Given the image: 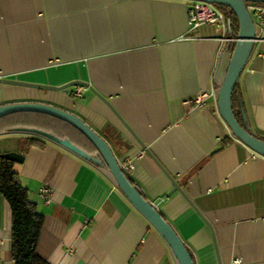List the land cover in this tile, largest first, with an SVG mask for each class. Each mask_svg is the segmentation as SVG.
Instances as JSON below:
<instances>
[{
  "label": "crops",
  "instance_id": "crops-1",
  "mask_svg": "<svg viewBox=\"0 0 264 264\" xmlns=\"http://www.w3.org/2000/svg\"><path fill=\"white\" fill-rule=\"evenodd\" d=\"M189 7L188 0H0V77L82 83L68 92L0 83V106L36 102L78 116L120 165L132 161L130 181L195 264H264V157L233 136L217 107L233 43L217 40L214 26L192 37ZM224 13L227 37H235L234 17ZM204 91L216 98L198 105ZM234 93L264 137V41L255 42ZM37 136L1 134L0 154L23 157L14 171L44 216L38 253L45 260L179 264L106 167L45 138L43 148L30 146ZM172 180L181 192H172ZM44 184L53 190L49 204L39 195ZM0 264H15L12 212L1 194Z\"/></svg>",
  "mask_w": 264,
  "mask_h": 264
},
{
  "label": "water",
  "instance_id": "water-1",
  "mask_svg": "<svg viewBox=\"0 0 264 264\" xmlns=\"http://www.w3.org/2000/svg\"><path fill=\"white\" fill-rule=\"evenodd\" d=\"M188 1H199V0H188ZM217 6L227 7L234 13L238 20V34L237 42L234 45V49L231 54L229 66L225 74L224 79L219 87L217 107L221 119L224 121L226 126L229 128L233 136L243 143L245 146L250 148L252 151L264 157V140H261L251 133V127L248 122L246 114L243 112V120L245 127L236 120V116L233 109V92L236 88L240 75L248 62L253 47L255 44L256 27L250 12L247 9L248 3H264V0H200ZM0 83L35 88L38 90L45 91H64L68 92V88L72 85L82 84L78 81L68 83L63 86H50L38 83H30L20 81L16 79L1 78ZM18 112H38L47 114L63 121H66L80 130L97 148L99 152L96 156H91L88 153L83 152L80 148L76 147L70 142V140H61L56 136L46 133L37 129H26L20 128L15 131L31 133L38 135L52 141L68 151L74 153L78 157L88 161L99 167H107L111 176L115 180L116 184L126 196V198L132 203V205L149 221V223L160 233L164 238L174 256L176 257L179 264H195L193 257L178 236L174 228L166 221V219L158 212V210L152 205L135 187L130 181L128 175L122 170L121 165L112 152L109 144L100 137L94 130H92L87 124L82 121L78 116L69 113L65 110L57 108L52 105L36 103V102H22L12 103L0 106V119L9 114ZM140 143V142H139ZM143 147L145 145L140 143ZM2 156V155H1ZM4 158L22 162V156L17 153H7L3 155ZM174 188L172 192L179 191L178 184L172 180ZM222 264V263H219Z\"/></svg>",
  "mask_w": 264,
  "mask_h": 264
},
{
  "label": "trees",
  "instance_id": "trees-1",
  "mask_svg": "<svg viewBox=\"0 0 264 264\" xmlns=\"http://www.w3.org/2000/svg\"><path fill=\"white\" fill-rule=\"evenodd\" d=\"M261 4L264 5V3ZM218 7L222 10L225 9L226 12H231L227 7ZM231 13L236 23L235 34H233L236 37L238 34V20L234 13ZM234 45L235 43L231 45V53ZM234 92L233 109L236 120L245 127L243 115L235 104ZM20 128L37 129L50 133L61 140H70L72 144L91 156L99 154L95 145L80 130L59 118L38 112H18L0 119V135ZM251 133L264 140L263 136L255 133L252 129ZM29 140V145L34 147L43 148L46 144L45 139L39 136L32 137ZM14 165L15 163L12 160L4 158L0 154V194L8 201L12 212L13 260L15 264H50L38 253L39 235H41L44 228V216L37 211L36 204L30 200L28 190L19 184Z\"/></svg>",
  "mask_w": 264,
  "mask_h": 264
},
{
  "label": "built area",
  "instance_id": "built-area-1",
  "mask_svg": "<svg viewBox=\"0 0 264 264\" xmlns=\"http://www.w3.org/2000/svg\"><path fill=\"white\" fill-rule=\"evenodd\" d=\"M190 7L188 9V31L192 34V37L199 38L198 30L204 26H214L220 30L221 36L217 38L219 41H226L229 43H236V37H227L228 23L226 15L222 9L217 5L210 4L202 1H189ZM247 9L250 12L255 27L256 37L255 42L264 41V5L259 3L247 4ZM208 97L216 98V92H201L195 99L194 102L198 105H202ZM254 155H259L253 152ZM122 170L127 174L133 170L134 165L131 160H126L121 165ZM53 190L48 185H43L39 189V195L44 203L49 204L52 199ZM88 223V222H87ZM90 224V223H88ZM236 261L235 263H237Z\"/></svg>",
  "mask_w": 264,
  "mask_h": 264
},
{
  "label": "rangeland",
  "instance_id": "rangeland-1",
  "mask_svg": "<svg viewBox=\"0 0 264 264\" xmlns=\"http://www.w3.org/2000/svg\"><path fill=\"white\" fill-rule=\"evenodd\" d=\"M223 10H225V9H223ZM213 31H214V33H217V34L220 33L219 30L217 31L216 27H214Z\"/></svg>",
  "mask_w": 264,
  "mask_h": 264
}]
</instances>
